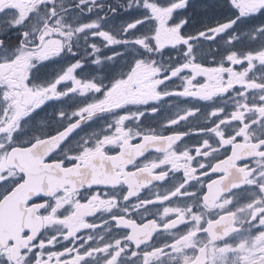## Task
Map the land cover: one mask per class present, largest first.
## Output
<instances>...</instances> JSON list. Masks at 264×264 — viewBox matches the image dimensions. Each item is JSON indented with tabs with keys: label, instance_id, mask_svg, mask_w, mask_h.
Returning a JSON list of instances; mask_svg holds the SVG:
<instances>
[{
	"label": "snow or ice",
	"instance_id": "obj_1",
	"mask_svg": "<svg viewBox=\"0 0 264 264\" xmlns=\"http://www.w3.org/2000/svg\"><path fill=\"white\" fill-rule=\"evenodd\" d=\"M0 264H264V0H0Z\"/></svg>",
	"mask_w": 264,
	"mask_h": 264
}]
</instances>
